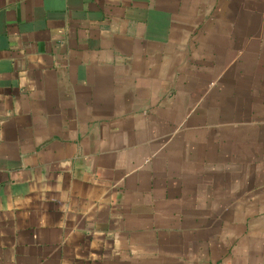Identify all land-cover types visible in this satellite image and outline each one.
Here are the masks:
<instances>
[{
	"label": "crops",
	"instance_id": "1",
	"mask_svg": "<svg viewBox=\"0 0 264 264\" xmlns=\"http://www.w3.org/2000/svg\"><path fill=\"white\" fill-rule=\"evenodd\" d=\"M0 264H264V0H0Z\"/></svg>",
	"mask_w": 264,
	"mask_h": 264
}]
</instances>
